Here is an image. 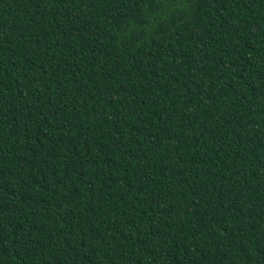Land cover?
Segmentation results:
<instances>
[{
    "label": "trees",
    "instance_id": "obj_1",
    "mask_svg": "<svg viewBox=\"0 0 264 264\" xmlns=\"http://www.w3.org/2000/svg\"><path fill=\"white\" fill-rule=\"evenodd\" d=\"M0 264H264V0H0Z\"/></svg>",
    "mask_w": 264,
    "mask_h": 264
}]
</instances>
